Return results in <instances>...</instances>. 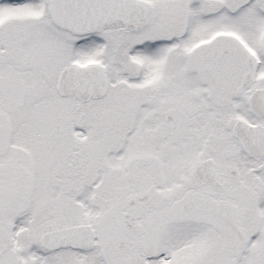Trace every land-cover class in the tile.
Wrapping results in <instances>:
<instances>
[{
    "label": "snow or ice",
    "instance_id": "snow-or-ice-1",
    "mask_svg": "<svg viewBox=\"0 0 264 264\" xmlns=\"http://www.w3.org/2000/svg\"><path fill=\"white\" fill-rule=\"evenodd\" d=\"M0 264H264V0H0Z\"/></svg>",
    "mask_w": 264,
    "mask_h": 264
}]
</instances>
